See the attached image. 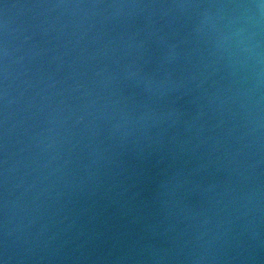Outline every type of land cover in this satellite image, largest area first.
Returning <instances> with one entry per match:
<instances>
[{"label":"water","instance_id":"obj_1","mask_svg":"<svg viewBox=\"0 0 264 264\" xmlns=\"http://www.w3.org/2000/svg\"><path fill=\"white\" fill-rule=\"evenodd\" d=\"M0 264H264V0H0Z\"/></svg>","mask_w":264,"mask_h":264}]
</instances>
